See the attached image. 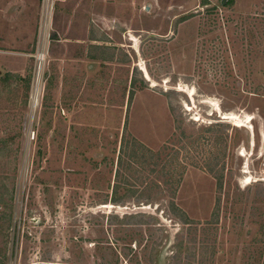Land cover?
<instances>
[{"label": "rangeland", "instance_id": "1", "mask_svg": "<svg viewBox=\"0 0 264 264\" xmlns=\"http://www.w3.org/2000/svg\"><path fill=\"white\" fill-rule=\"evenodd\" d=\"M229 1L0 0V264H264V0Z\"/></svg>", "mask_w": 264, "mask_h": 264}, {"label": "trees", "instance_id": "2", "mask_svg": "<svg viewBox=\"0 0 264 264\" xmlns=\"http://www.w3.org/2000/svg\"><path fill=\"white\" fill-rule=\"evenodd\" d=\"M230 3H231V1L225 0L223 5H229ZM129 145H130V142H126L123 139V143L121 145L122 152L126 153V150H130L131 147ZM147 150H150V149H147ZM150 152H152V151H150ZM121 160H122V155L120 156V161ZM178 181H179L178 183L181 182V180H178ZM173 183H174L173 181H169V183H167L165 185L163 184V187L159 183V195H161V197H163V196L171 197V201L167 204L168 205L167 213L172 215L174 218L177 217V219L181 223L187 224L190 227L192 222L190 221L189 216L180 206H178L176 204V202L174 200H172V198H175V194H176L177 188H178L177 185H172ZM218 186L221 187V184H219ZM121 187H122V185H121ZM119 188H120L119 182L115 183V186H114V196L115 197L112 199L113 202H115V203H119L122 201V197H119V195H118V193H119L118 189ZM131 189L132 188L130 187L129 190H131ZM140 198H143V197H139V199ZM136 215L138 217V213L134 214L133 217H136ZM139 215H143V214L139 213ZM206 223L208 224L209 222L206 221ZM195 240H197V239H195ZM193 242L194 241L192 238L189 239L188 245H185L183 240H179L178 242H176L174 244V249L172 250V253L166 257V259L169 262L168 264H172V263L173 264H182L183 261H184V264H204L205 260L208 259V251H209V255L211 258L214 256L213 255L214 254L213 253L214 247H212L213 249H211V247H209L207 245L208 244L207 239H205L203 237L202 239L197 240V243L193 244Z\"/></svg>", "mask_w": 264, "mask_h": 264}, {"label": "built area", "instance_id": "3", "mask_svg": "<svg viewBox=\"0 0 264 264\" xmlns=\"http://www.w3.org/2000/svg\"><path fill=\"white\" fill-rule=\"evenodd\" d=\"M55 0H42V22L47 24L52 17Z\"/></svg>", "mask_w": 264, "mask_h": 264}, {"label": "bare ground", "instance_id": "4", "mask_svg": "<svg viewBox=\"0 0 264 264\" xmlns=\"http://www.w3.org/2000/svg\"><path fill=\"white\" fill-rule=\"evenodd\" d=\"M39 58L43 59L44 55L43 53H39ZM39 104V94H38V89L35 87L34 91H33V95H32V105H33V109H36L37 106Z\"/></svg>", "mask_w": 264, "mask_h": 264}, {"label": "water", "instance_id": "5", "mask_svg": "<svg viewBox=\"0 0 264 264\" xmlns=\"http://www.w3.org/2000/svg\"><path fill=\"white\" fill-rule=\"evenodd\" d=\"M225 0H222V4L224 3Z\"/></svg>", "mask_w": 264, "mask_h": 264}]
</instances>
